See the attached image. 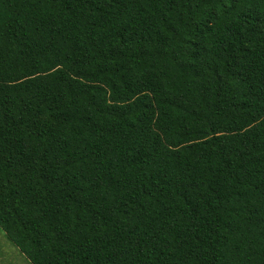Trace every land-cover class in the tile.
<instances>
[{
  "label": "trees",
  "instance_id": "trees-1",
  "mask_svg": "<svg viewBox=\"0 0 264 264\" xmlns=\"http://www.w3.org/2000/svg\"><path fill=\"white\" fill-rule=\"evenodd\" d=\"M0 228L29 264H264V0H0Z\"/></svg>",
  "mask_w": 264,
  "mask_h": 264
},
{
  "label": "rangeland",
  "instance_id": "rangeland-1",
  "mask_svg": "<svg viewBox=\"0 0 264 264\" xmlns=\"http://www.w3.org/2000/svg\"><path fill=\"white\" fill-rule=\"evenodd\" d=\"M0 264H29L26 257L13 243L7 233L0 228Z\"/></svg>",
  "mask_w": 264,
  "mask_h": 264
}]
</instances>
